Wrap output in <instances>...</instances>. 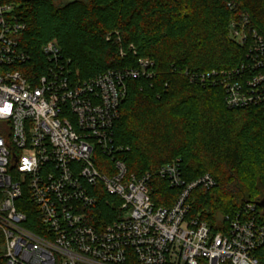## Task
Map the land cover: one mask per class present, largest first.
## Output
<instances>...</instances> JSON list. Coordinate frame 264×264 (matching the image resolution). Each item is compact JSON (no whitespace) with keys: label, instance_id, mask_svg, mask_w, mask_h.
Wrapping results in <instances>:
<instances>
[{"label":"built area","instance_id":"built-area-1","mask_svg":"<svg viewBox=\"0 0 264 264\" xmlns=\"http://www.w3.org/2000/svg\"><path fill=\"white\" fill-rule=\"evenodd\" d=\"M26 27L0 0V264H264L258 216H227L217 233L189 217L191 191L216 184L210 174L187 182L177 162L163 166L158 173L182 192L172 207L156 206L152 174L129 173L119 157L114 129L127 80L154 77L152 60L83 79L52 40L41 47L40 73L26 66ZM230 33L250 43V62L200 80L223 86L230 108L264 103V40L247 15ZM101 202L116 216L106 224L92 220L103 216Z\"/></svg>","mask_w":264,"mask_h":264},{"label":"trees","instance_id":"trees-1","mask_svg":"<svg viewBox=\"0 0 264 264\" xmlns=\"http://www.w3.org/2000/svg\"><path fill=\"white\" fill-rule=\"evenodd\" d=\"M6 1L27 26L19 36L32 55L27 68L43 71L41 47L52 40L83 79L154 62V77L127 80L114 137L129 173L152 174L156 206L172 207L182 192L158 173L177 162L187 182L210 174L216 183L191 191L190 218L207 221L213 233L228 228L227 216L264 222V103L230 108L223 86L200 80L250 62V43L235 41L230 25L247 15L264 40V0ZM248 203L255 211L246 212ZM101 206L94 222L116 218L106 216L112 206ZM256 254L264 260V247Z\"/></svg>","mask_w":264,"mask_h":264},{"label":"water","instance_id":"water-1","mask_svg":"<svg viewBox=\"0 0 264 264\" xmlns=\"http://www.w3.org/2000/svg\"><path fill=\"white\" fill-rule=\"evenodd\" d=\"M258 205L264 209V198H262L259 202Z\"/></svg>","mask_w":264,"mask_h":264},{"label":"rangeland","instance_id":"rangeland-1","mask_svg":"<svg viewBox=\"0 0 264 264\" xmlns=\"http://www.w3.org/2000/svg\"><path fill=\"white\" fill-rule=\"evenodd\" d=\"M66 1H69V0H66ZM84 1H88V0H84Z\"/></svg>","mask_w":264,"mask_h":264}]
</instances>
